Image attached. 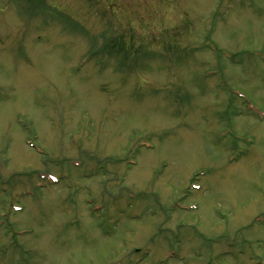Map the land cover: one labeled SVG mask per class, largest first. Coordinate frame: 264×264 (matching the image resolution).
Wrapping results in <instances>:
<instances>
[{
  "label": "rangeland",
  "instance_id": "1",
  "mask_svg": "<svg viewBox=\"0 0 264 264\" xmlns=\"http://www.w3.org/2000/svg\"><path fill=\"white\" fill-rule=\"evenodd\" d=\"M0 264H264V0H0Z\"/></svg>",
  "mask_w": 264,
  "mask_h": 264
}]
</instances>
